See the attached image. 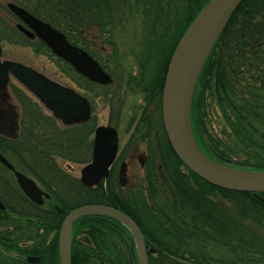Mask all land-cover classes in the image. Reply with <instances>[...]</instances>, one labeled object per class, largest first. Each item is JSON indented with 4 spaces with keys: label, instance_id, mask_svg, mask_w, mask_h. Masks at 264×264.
Instances as JSON below:
<instances>
[{
    "label": "trees",
    "instance_id": "16d2710c",
    "mask_svg": "<svg viewBox=\"0 0 264 264\" xmlns=\"http://www.w3.org/2000/svg\"><path fill=\"white\" fill-rule=\"evenodd\" d=\"M10 1L60 30L72 43L86 27L112 22L113 15L114 20L121 21L123 11L109 12L110 6L132 1L147 6V0ZM0 9L5 10L1 3ZM150 12L145 15L150 16ZM11 34L28 41L0 16V40ZM165 67L160 72L162 80ZM12 94L20 109V129L14 140L0 137V151L10 152L18 166L29 169L62 195V209L93 203L119 209L137 224L146 245L156 249V254L149 256V264H237L217 261L207 254L208 247L237 254L239 264H264V201L251 192L215 187L187 169L173 152L162 124L161 152L148 158L147 194L134 190L128 206L119 208L105 191L95 194L96 188L83 186L57 162L80 164L89 160L91 123L59 125L21 89L12 87ZM211 103L224 125L223 133L226 135L227 129L230 132L224 139L206 128L207 118L212 117ZM191 121L198 145L211 159L233 167L264 170V0H244L231 16L198 79ZM237 153L246 158L231 162L230 155ZM216 196L225 201L215 200ZM259 196L264 199V193ZM101 225L103 228L95 229V239L99 245L103 240L111 250L104 254L82 252L76 250L73 239L71 264H137L132 237L125 228L117 222ZM155 229L160 235L155 236Z\"/></svg>",
    "mask_w": 264,
    "mask_h": 264
},
{
    "label": "water",
    "instance_id": "95a60500",
    "mask_svg": "<svg viewBox=\"0 0 264 264\" xmlns=\"http://www.w3.org/2000/svg\"><path fill=\"white\" fill-rule=\"evenodd\" d=\"M244 0H209L197 14L179 40L168 63L165 74L162 115L170 146L178 159L194 174L207 183L229 191L251 192L259 200L264 193V170H252L219 163L209 158L199 147L193 133L191 109L194 91L201 72L237 7ZM8 10L20 21L16 29L27 38L37 37L53 54L68 62L77 73L88 80L108 85L112 79L88 54L71 45L64 34L48 23L36 18L27 10L7 4ZM0 46V136L15 139L19 130L18 108L12 103L8 91L13 77L34 96L52 117L64 126L85 123L91 115L88 100L74 89L63 86L35 69L22 63L1 60ZM117 132L110 126H98L94 133L91 162L80 170V181L87 187L97 186L107 177L110 165L117 153ZM0 161L8 168L12 165L0 155ZM17 181L31 198L39 195L35 183L16 172ZM123 172L119 179L123 181ZM107 216L125 226L131 233L137 264H149L145 242L135 222L117 209L102 205H84L71 210L63 219L58 236L60 264H71L72 228L75 221L84 216ZM31 263L37 257H29Z\"/></svg>",
    "mask_w": 264,
    "mask_h": 264
},
{
    "label": "flooded vegetation",
    "instance_id": "af4514ba",
    "mask_svg": "<svg viewBox=\"0 0 264 264\" xmlns=\"http://www.w3.org/2000/svg\"><path fill=\"white\" fill-rule=\"evenodd\" d=\"M149 1H152L153 5L155 6L149 4L148 1H146L147 6H139L138 8L141 9L140 14L146 16V11H151L150 13H158L157 10L160 11V9L162 8L160 7L161 0ZM8 3L16 4L15 2L11 1L7 2V4ZM181 3L183 10H187L188 12L189 10H194L193 0H181ZM18 6L25 8L21 5ZM137 7L131 8L133 10L128 9V7H126V9L123 8V16H121V18L124 19L130 14L138 12ZM13 17L15 16L13 15ZM17 21L18 23H20L18 19ZM150 21H152L148 22L150 24H154V21L157 22L156 19L153 21L152 16L150 18ZM118 25L119 23L113 24V22L111 21L95 25L94 28L97 31L95 37L86 36L84 30H80L79 38L74 41L76 43H72L70 41L69 42L85 51L88 56H90L95 62H97L102 70L112 79V82L110 84L100 85L88 80L86 77L76 72L78 79H80L83 83L81 84V87L85 91L88 90L91 94L95 95L96 98L94 99L99 98V96L101 95L108 97L107 99L108 101L110 100L109 104L111 105V107H109V123L106 125L95 126L94 122L92 121L94 116L93 99L90 96H86L76 91L77 93L85 97L89 102L91 115L89 120L85 123L90 122L93 126L92 133L90 135L91 147L88 152L89 160L80 164L86 166L91 162L94 133L98 126H110L114 128L117 132L118 139L116 157L109 167L107 177L102 178L100 183L95 187H87L83 185L80 181V175L77 179L83 186L87 188H96V191L94 192L95 194L103 193L105 191L104 195L106 194L110 202L115 203L119 208H121L128 206V200L132 189H141L144 195L147 194L146 171H148V158L153 155V153L159 154V152H161V124L164 127L162 115V95L164 80H162L159 73L158 75H156L153 82L152 80L149 82L148 86H141L138 84V81L141 80L142 75H146L144 72L138 71L134 75V78L128 81V83H130L131 81L134 82L132 92H137L141 96L142 105L140 108V113H137L128 121L129 126L127 128V131L129 132V135L126 142L124 143L125 148H123L124 156L127 158V161L125 159L122 160L120 157L121 130H119L118 127L119 123L121 122L120 116L123 95L120 90L122 89L121 82L125 83L127 81L120 79L121 81L119 80L120 82H118V79H116V76L114 74L115 72L110 71L107 65L102 61L103 57H119L117 54L116 43L115 41H113L114 38L112 37V28ZM16 31L18 30L16 29ZM18 32L24 38L29 39L20 31ZM99 35H101L102 37L99 38ZM29 40L40 42V40H38L37 38ZM102 40H105L104 43H106V45L100 42ZM137 74L138 76H136ZM143 81L145 83V77ZM133 82H131V84H133ZM114 85L118 87L116 91L109 92V94L106 92L103 93L104 90H107L109 88L111 89V87H113ZM98 90L101 91V93L98 94ZM93 92H95V94ZM117 97H120V101L117 99ZM115 98L117 99L116 102ZM0 155L12 165V168H8L0 161V264H60L58 254V236L60 227L65 216L71 210L77 207L62 209V195L58 196L55 189L49 188V185L43 184L39 177L33 174L29 169L18 166L17 162H15V160L10 156V152L0 151ZM129 158H135V160H137V162L139 163L140 171L143 173V184L130 183L129 177L127 175ZM83 167H81L80 170ZM183 169L186 171V173L184 171L182 172L190 177L188 171L185 168ZM16 172L24 175L35 183L36 187L40 190L38 196L35 195L36 197L31 198L26 194V192L22 189L17 181V177L15 175ZM121 172H123L124 174L123 181H120L119 179V175ZM99 186L101 187L97 188ZM87 205H102L111 207L104 203H93ZM100 222H105L108 226H113L115 222L119 223L113 218L100 215L84 216L78 219L74 222L72 228L71 250L73 242L75 241L76 250L79 249L82 252H92L93 250H96V252L103 254L109 252L111 250V247L106 246L103 240H100V243L102 244L103 242V244L99 245V242H97L95 239L97 235L95 233V229L98 230L99 228H103V225H101L102 223ZM119 224L122 225L121 223ZM123 227L132 237L130 231L125 226ZM108 232L107 234L109 236L113 234L112 230ZM91 233L95 234L94 237L91 236ZM102 237H104V235H102ZM132 241L135 248L133 238ZM145 246L146 250L154 249L152 246L146 245V243ZM155 254L156 249H154L153 253L148 254V261L149 256ZM29 257H37L38 262H29Z\"/></svg>",
    "mask_w": 264,
    "mask_h": 264
},
{
    "label": "rangeland",
    "instance_id": "374dc122",
    "mask_svg": "<svg viewBox=\"0 0 264 264\" xmlns=\"http://www.w3.org/2000/svg\"><path fill=\"white\" fill-rule=\"evenodd\" d=\"M9 1L10 0H0V3L5 8L4 11L0 9V16L5 19L8 26L15 29V24L18 23V21L7 9L6 4ZM147 1L149 4L153 5L152 1ZM194 1L197 5L194 4V10H189L188 12L187 10L182 9L181 0H161L160 7L162 8L160 9V11L157 10L158 13L152 12L150 13V16H144L143 14H140L141 9L138 8L141 3L134 4L132 1L125 6H110L109 12H114L115 9L121 12L123 11V8L126 9V7H128V9L133 10L131 8H136L137 6L135 7V5H138V10L136 9L138 12H134L124 19L122 18L121 21L114 20L116 16L114 17L113 15V24L119 23L118 26H120L112 28V37L114 38L113 41H115L116 43L117 54L119 57H103L102 59L109 70L115 72L114 74L116 76V79H118V82H120L121 80L127 81L125 83L121 82L122 89L120 90L123 95L120 116L121 122L119 123L118 127L119 130H121L120 157L122 160L125 159L127 161V158L124 156L123 148H125L124 143L126 142L129 135V132L127 131V128L129 126L128 121L131 119V117H133L137 113H140V108L142 105L141 96L137 92H132L134 82L131 81L133 82V84H131V82L128 83V81L132 80L134 78V75L138 71H141L144 72L146 76L142 75V78L138 81V84L141 86H148L149 82L151 80L153 82L156 75L161 72L162 66L164 67L166 65L165 69L167 68L171 55L182 35L194 20V18L197 16V14L207 4L206 0ZM28 6L31 7V5ZM201 6L203 7L201 8ZM151 16L152 18H154V20H157V22L153 20L155 22L154 24L148 23L152 22L150 21ZM103 17L105 18L106 14H104ZM103 21L104 20L102 19V22ZM94 26L95 25L86 27L84 29V33L86 36H96L97 31ZM98 37L101 38L102 36L99 35ZM27 40L30 41L29 39ZM28 41L25 42L22 40V38H18L13 34H11L10 38H2V40H0V46L2 49L1 59L22 63L28 67L35 69L49 79L63 86L72 88L75 91L86 96H90L93 99L94 104V116L92 119L94 125L96 126L108 124V119L110 116L109 107H111V105L109 104L110 100L108 101L107 99L108 97L101 95L99 96V98L94 99L96 98L95 95L91 94L88 90L85 91L81 87V84L83 83L80 79H78L76 72L70 65L54 56L49 51V49H47L45 45L40 43L39 41H30V43ZM104 41L102 40L100 42L106 45ZM170 52L172 53L170 57H168ZM136 76H138V74ZM144 77L146 79L145 83L143 81ZM12 87L21 89L28 98L40 104L36 100V98L32 96L28 91H26L13 77H10L8 88L12 98L11 101L14 105L17 106L18 103L12 94ZM117 88L118 87L114 85L113 87H111V89L109 88L107 90H104L103 93L106 92L109 94V92L116 91ZM93 93L95 94V92ZM99 93H101V91L98 90V94ZM119 98L120 97H117L118 100ZM117 99L115 98V102L117 101ZM41 107L43 108V106ZM44 111L49 116H51V114L47 110L44 109ZM209 113L212 117L207 118V130L212 135L224 139L230 132L227 129L225 130L227 132L226 135L223 133L224 125L221 122V119H219V115L216 112L213 103H211ZM57 122L59 123V125H62L59 121ZM245 158L246 155L237 153L236 155L231 154L229 159L232 160L231 162H240ZM57 162L59 167L64 172L74 178L79 177L80 168L84 166L83 164H76L60 159H58ZM128 162L129 167L127 175L129 177L130 183L143 184V173L140 171L139 163L137 162V160H135V158H129ZM181 170L186 173L183 168H181ZM190 182L194 184L193 178H191ZM133 191L134 189L131 190V192ZM216 199L222 202L225 201V199L221 196H216L215 200ZM158 235H160V231L155 229V236ZM206 250L207 254L214 257L217 261H235L237 264H239L237 262V254H232L227 250L214 247H208Z\"/></svg>",
    "mask_w": 264,
    "mask_h": 264
}]
</instances>
